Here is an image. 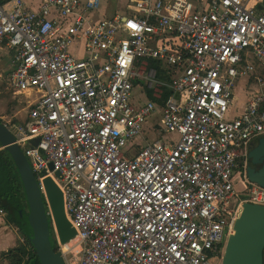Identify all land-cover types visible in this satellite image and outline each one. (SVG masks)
I'll return each instance as SVG.
<instances>
[{"label": "built area", "instance_id": "2783aa9c", "mask_svg": "<svg viewBox=\"0 0 264 264\" xmlns=\"http://www.w3.org/2000/svg\"><path fill=\"white\" fill-rule=\"evenodd\" d=\"M104 1L0 0L7 88L37 95L8 128L80 239L62 244L53 225L57 251L67 264H224L245 206H264L248 171L264 136L263 0H127L98 19ZM151 61L170 69V137L142 146L156 104L132 98L136 80L158 83ZM242 77L256 88L240 112Z\"/></svg>", "mask_w": 264, "mask_h": 264}, {"label": "water", "instance_id": "95a60500", "mask_svg": "<svg viewBox=\"0 0 264 264\" xmlns=\"http://www.w3.org/2000/svg\"><path fill=\"white\" fill-rule=\"evenodd\" d=\"M195 10V9H194ZM178 93L176 96L178 97ZM37 141L33 142L36 146ZM0 150H4L11 160L21 183L24 207L19 209L3 201L14 221L21 222L25 237L40 264H67L53 235L56 227L62 244L77 236L76 230L66 217L61 192L51 178L44 181V190L39 185L31 164L23 150L16 143L10 129L0 122ZM264 140L250 153L254 162H263ZM53 170L52 165H50ZM60 176V173H56ZM252 179L264 186V166ZM264 253V206L246 205L235 226V234L230 238L224 264H262Z\"/></svg>", "mask_w": 264, "mask_h": 264}, {"label": "crops", "instance_id": "0c3cea01", "mask_svg": "<svg viewBox=\"0 0 264 264\" xmlns=\"http://www.w3.org/2000/svg\"><path fill=\"white\" fill-rule=\"evenodd\" d=\"M108 1L109 0H105L103 2V5H102L101 10H103L106 7ZM200 1H201V4H202V2H205L206 0H200ZM259 4L264 7V0L263 1H260ZM125 6H126V4H124L122 8H119V10L117 8V10H118L117 13L119 11L121 13H123ZM202 6L205 7L206 4H202ZM262 11L264 12V9ZM104 17H108V15H106ZM104 17H103V14H101V13H98L96 15V18H98V19H101V18H104ZM150 63L151 62H149L148 70L154 72L155 70L150 67ZM10 68H11L10 56L7 54L6 51L0 50V79L4 80V75H5L6 72L9 71ZM145 82H146L145 80H140V79L136 80V85H138V84L141 85L142 86V89H143L139 93H134L133 92L132 102H133V104L136 107H139V106H141V105H143V104H145V103H147V102L150 101L148 99V96H147V90H148V88L146 86L147 83L145 84ZM171 82H172V77H171V81L168 82V83L158 82V83H162L163 84L159 88L158 91H156L157 90V84L158 83H156L154 85V89H151L153 91V97L156 100V102H154L156 104V111L150 117V119L153 118L152 119L153 120V123L152 124H149L150 119L148 120V122L145 124V131L143 133L142 138H138V140H137V142L140 145H142V146L145 144V141H148V140H152V139H164V140H166L167 138L170 137V136H167V134L165 132V129L163 127V123H162V118H163V116H162V110H163V108H164L165 105L164 106H160L157 102L162 99L163 92H164V88H169L172 91V89L169 87V85L171 84ZM2 85L9 92H12V91H10L6 87L5 83L2 84ZM238 86L241 87V90L240 89L238 90ZM250 86H251V83L249 82V80H248L247 77H242L238 81V83L236 84V86H235L236 88L234 89V96H235L234 97L235 98L234 101H235L236 107L238 108V111H240V112L242 111V109H243V107L245 105V102H246L247 98L253 92L254 88H256L254 86V84H253V89H251ZM235 90L236 91L238 90L240 93L239 94L236 93ZM12 93H14V92H12ZM33 95H36V93H34V92L14 93V96L15 97H13V100L18 101L20 103L24 102L26 104L25 110H24L25 113L23 115H21V116H19V113H16V112H12V114H8L7 116H5V114H4V116H2V117L3 118H8L7 120H9V121L6 123L5 122L6 120L4 122L0 120V122H2L4 125H6L9 128H12V126H14L16 124H22V123H24L25 120H26V118H27V116H28V112H29L30 105L35 101V99L37 97V95H36L35 96V99L30 101V98ZM169 98L167 99V101L169 100ZM167 101H166V103H167ZM151 102H153V101H151ZM151 133L154 136L149 137ZM171 136H175V135H171ZM253 142H254V140L252 141V143ZM251 144H250V147H251ZM250 147H249V150H250ZM3 211H4V209H3ZM18 239H20V238L18 236L17 228L14 225H10L6 221V214L0 215V259H1L2 254L4 252H6L7 250H9L11 248H14L17 245ZM0 264H6V263L0 262Z\"/></svg>", "mask_w": 264, "mask_h": 264}, {"label": "trees", "instance_id": "16d2710c", "mask_svg": "<svg viewBox=\"0 0 264 264\" xmlns=\"http://www.w3.org/2000/svg\"><path fill=\"white\" fill-rule=\"evenodd\" d=\"M150 67L155 70V78L157 82L168 83L171 81V73L168 67L160 65L155 61H151ZM172 94L173 91L169 88H164L162 99L157 103L160 106H164L167 99L171 97ZM147 96L150 101L156 102L151 89L147 90ZM4 200H6L8 204H12L19 209L24 207V194L22 192V186L18 174L6 152L0 150V206L4 209L6 221L17 228L18 236L20 238L14 248L9 249L2 254L0 262L6 264H40L25 237L23 223L21 222L18 224L14 221L12 215L3 204Z\"/></svg>", "mask_w": 264, "mask_h": 264}, {"label": "rangeland", "instance_id": "374dc122", "mask_svg": "<svg viewBox=\"0 0 264 264\" xmlns=\"http://www.w3.org/2000/svg\"><path fill=\"white\" fill-rule=\"evenodd\" d=\"M124 4H127V0H109L107 5H106V7L103 10H101L100 13L103 14V17L106 16V15H108V16L114 15V14L117 13L119 8L123 7ZM117 8H118V10H117ZM263 9H264V7L259 4L258 5V10L262 11ZM3 82L5 83V85L7 87V84H6L5 80L0 79V113H1L0 114V120L3 121V122L6 120L5 122L7 123L9 121V120H7L8 118H3L2 116H4V114H5V116H7L8 114H12V112L19 113V116H21V115H23L25 113L24 110H25L26 104L24 102L20 103L18 101L13 100V97H15L14 93L9 92L2 85V84H4ZM146 83L147 82H145V84ZM250 87H251V89H253V85H251ZM239 89L241 90L240 86H238V90ZM142 90H143L142 86L138 84L135 87L134 93H139ZM238 90L237 91L235 90V91H236V93L239 94L240 92ZM35 96L36 95H33L30 98V101L34 100ZM152 119L153 118L150 119L149 124L153 123ZM152 136H154V135L151 133L149 137H152ZM70 242H71V240L69 242L65 243L64 245H68ZM70 257H71V255H70Z\"/></svg>", "mask_w": 264, "mask_h": 264}, {"label": "flooded vegetation", "instance_id": "af4514ba", "mask_svg": "<svg viewBox=\"0 0 264 264\" xmlns=\"http://www.w3.org/2000/svg\"><path fill=\"white\" fill-rule=\"evenodd\" d=\"M262 140H264V136L258 137L254 140V142L251 144L250 150H249V162H248V171L249 173H251L252 171L257 173L259 172L263 166H264V161L263 162H254L251 157H250V153L259 145L260 142H262ZM264 158L263 156H258V159H262ZM262 264H264V253H263V262Z\"/></svg>", "mask_w": 264, "mask_h": 264}, {"label": "bare ground", "instance_id": "6f19581e", "mask_svg": "<svg viewBox=\"0 0 264 264\" xmlns=\"http://www.w3.org/2000/svg\"><path fill=\"white\" fill-rule=\"evenodd\" d=\"M79 241H80L79 238H75V239L69 244V246H70L71 248H78Z\"/></svg>", "mask_w": 264, "mask_h": 264}]
</instances>
